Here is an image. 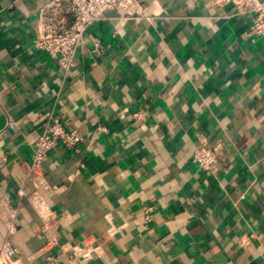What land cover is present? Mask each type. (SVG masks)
Returning <instances> with one entry per match:
<instances>
[{"label": "crops", "instance_id": "obj_1", "mask_svg": "<svg viewBox=\"0 0 264 264\" xmlns=\"http://www.w3.org/2000/svg\"><path fill=\"white\" fill-rule=\"evenodd\" d=\"M49 1L0 0V253L13 219L23 264H67L76 246L98 249L74 264H264V36L252 16L137 0L92 24L65 70L34 44ZM52 117L82 140L31 172ZM201 140L212 170L194 161Z\"/></svg>", "mask_w": 264, "mask_h": 264}, {"label": "built area", "instance_id": "obj_2", "mask_svg": "<svg viewBox=\"0 0 264 264\" xmlns=\"http://www.w3.org/2000/svg\"><path fill=\"white\" fill-rule=\"evenodd\" d=\"M218 6L232 4L236 14H249L253 18L251 30L254 34L264 36V0H213ZM137 0H50L39 11L36 27L35 47L57 57L61 68L69 70L74 63L76 50L84 39L87 29L98 21L110 18V15L121 13L130 14ZM82 140V136L75 129L65 126L60 118H51L43 132L34 143L33 162L31 172L40 167L45 161L50 150L58 145L75 150ZM194 161L204 170H212L217 162V152L206 141L201 140L194 153ZM36 187L42 186L38 176L33 179ZM22 193V192H21ZM40 214L49 221L54 212L45 208L40 198H36ZM150 208H146L145 218H150ZM16 232L13 219L7 221V234L4 240L0 264H23L16 256L17 247L12 242ZM249 238L243 240L247 242ZM98 248L90 246H76L64 253L67 264H74L79 260H88L97 255ZM42 264H62L58 255L50 254Z\"/></svg>", "mask_w": 264, "mask_h": 264}]
</instances>
